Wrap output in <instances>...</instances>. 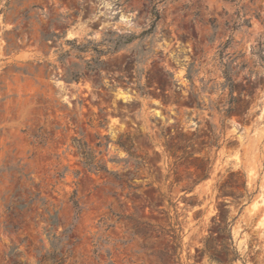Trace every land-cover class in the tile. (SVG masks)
Listing matches in <instances>:
<instances>
[{"label":"rangeland","instance_id":"obj_1","mask_svg":"<svg viewBox=\"0 0 264 264\" xmlns=\"http://www.w3.org/2000/svg\"><path fill=\"white\" fill-rule=\"evenodd\" d=\"M61 258L264 264V0H0V264Z\"/></svg>","mask_w":264,"mask_h":264},{"label":"trees","instance_id":"obj_2","mask_svg":"<svg viewBox=\"0 0 264 264\" xmlns=\"http://www.w3.org/2000/svg\"><path fill=\"white\" fill-rule=\"evenodd\" d=\"M133 39H134V37L131 36L130 38H128L127 42L129 43V42L133 41ZM87 164L88 163L86 162V165ZM90 169L91 170H95V171H97V170H101V171H105V172L107 171V169H106V167L104 165H101V164L93 165V161H92V167H90ZM74 205L75 206H78V204H77L76 201L74 202ZM60 260H61V263H62L63 262V259L61 258Z\"/></svg>","mask_w":264,"mask_h":264}]
</instances>
